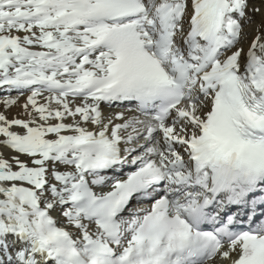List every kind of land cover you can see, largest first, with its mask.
<instances>
[{
    "label": "snow or ice",
    "instance_id": "snow-or-ice-1",
    "mask_svg": "<svg viewBox=\"0 0 264 264\" xmlns=\"http://www.w3.org/2000/svg\"><path fill=\"white\" fill-rule=\"evenodd\" d=\"M252 23L249 0H0V105L26 97L0 111V264H264Z\"/></svg>",
    "mask_w": 264,
    "mask_h": 264
},
{
    "label": "rangeland",
    "instance_id": "rangeland-1",
    "mask_svg": "<svg viewBox=\"0 0 264 264\" xmlns=\"http://www.w3.org/2000/svg\"><path fill=\"white\" fill-rule=\"evenodd\" d=\"M253 8H258L260 9V11L258 13H252L251 10ZM249 15L252 16L253 23L251 25H246L245 27V45L250 42L251 37L255 32V28L259 25L260 21L262 20V17L264 15V0H249ZM25 101L26 97H21L18 102V106H13L12 108L6 110V115L9 119H12L13 117L24 118L23 109L22 107H20V105H23Z\"/></svg>",
    "mask_w": 264,
    "mask_h": 264
},
{
    "label": "bare ground",
    "instance_id": "bare-ground-1",
    "mask_svg": "<svg viewBox=\"0 0 264 264\" xmlns=\"http://www.w3.org/2000/svg\"><path fill=\"white\" fill-rule=\"evenodd\" d=\"M262 19H264V15H263ZM253 35H254V34H253ZM251 38H252V37H251ZM13 94H15V93H13ZM0 111H5V110L3 109V106H2V105H0ZM5 114H6V111H5Z\"/></svg>",
    "mask_w": 264,
    "mask_h": 264
}]
</instances>
